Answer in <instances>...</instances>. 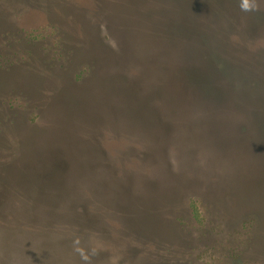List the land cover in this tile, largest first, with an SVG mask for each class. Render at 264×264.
I'll list each match as a JSON object with an SVG mask.
<instances>
[{"label":"rangeland","instance_id":"1","mask_svg":"<svg viewBox=\"0 0 264 264\" xmlns=\"http://www.w3.org/2000/svg\"><path fill=\"white\" fill-rule=\"evenodd\" d=\"M253 2L0 0V264H264Z\"/></svg>","mask_w":264,"mask_h":264},{"label":"clouds","instance_id":"2","mask_svg":"<svg viewBox=\"0 0 264 264\" xmlns=\"http://www.w3.org/2000/svg\"><path fill=\"white\" fill-rule=\"evenodd\" d=\"M240 8L242 11H251L254 10L255 4L253 0H240Z\"/></svg>","mask_w":264,"mask_h":264},{"label":"trees","instance_id":"3","mask_svg":"<svg viewBox=\"0 0 264 264\" xmlns=\"http://www.w3.org/2000/svg\"><path fill=\"white\" fill-rule=\"evenodd\" d=\"M195 208V207H194ZM196 210V209H195Z\"/></svg>","mask_w":264,"mask_h":264}]
</instances>
